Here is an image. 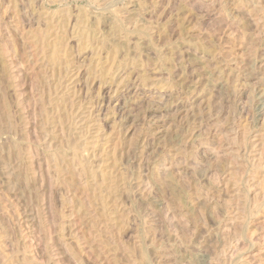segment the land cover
Masks as SVG:
<instances>
[{
	"label": "rangeland",
	"instance_id": "1",
	"mask_svg": "<svg viewBox=\"0 0 264 264\" xmlns=\"http://www.w3.org/2000/svg\"><path fill=\"white\" fill-rule=\"evenodd\" d=\"M0 264H264V0H0Z\"/></svg>",
	"mask_w": 264,
	"mask_h": 264
},
{
	"label": "bare ground",
	"instance_id": "2",
	"mask_svg": "<svg viewBox=\"0 0 264 264\" xmlns=\"http://www.w3.org/2000/svg\"><path fill=\"white\" fill-rule=\"evenodd\" d=\"M49 17H50V16H49ZM51 19H52V18H48V17H47V21H46L47 24L45 23L46 25H45V27H44L43 32H38V33L36 32V34H39V35H38L39 38L41 37V36H40L41 34H43V37H44V34H52L53 32H54V34H57V32L55 33L56 30H62V28H64V26H66V25H64V24H62V23H61V24H58V25H56V24L54 25V24L52 23V22H53V21H52L53 19H52V20H51ZM66 20H67V19H66ZM62 21H63V20H62ZM64 21H65V20H64ZM58 22H59V21H58ZM58 22H57V23H58ZM60 22H61V21H60ZM60 22H59V23H60ZM63 23H64V22H63ZM41 28H42V27H41ZM36 29H37V28H36ZM64 29H65V28H64ZM35 31H36V30H35ZM37 31H38V29H37ZM39 31H40V29H39ZM41 31H42V29H41ZM59 33H60V32H59ZM61 33H62V32H61ZM64 33H65V32H64ZM31 34H33V33H31ZM36 34H35V36H36ZM33 36H34V35H33ZM35 36H34V37H35ZM38 36H36V37L38 38ZM49 36H50V35H49ZM45 37H47V36L45 35ZM55 37H56V36H55ZM59 37H61V36H59ZM37 38H36V40H38ZM47 38H48V37H47ZM47 38H46V39H47ZM31 39H33V38H31ZM40 39H41V38H40ZM44 39H45V38H44ZM46 39H45V40H46ZM48 39H50V38H48ZM52 39H53V38H52ZM56 39H57V38H56ZM60 39H61V38H60ZM60 39H58V40L60 41ZM58 40H57V42H58ZM46 41H47V40H46ZM41 42H42V40H41ZM36 43H37V42H36ZM59 43H60V42H59ZM40 44H41V43H40ZM42 44H43V42H42ZM42 44H41V45H42ZM49 44H50V43H49ZM37 45L39 46V44H37ZM44 45H45V44H43V46H44ZM62 46H63V45H62ZM35 47H36V46H35ZM31 48H32V46H31ZM45 48H46V47H44V49H45ZM48 48H49V47H48ZM52 48H53V47H52ZM38 49H40V48H38ZM40 50H42V48H41ZM43 51H44V50H43ZM33 52L36 53V51H33ZM38 52H39V51H38ZM55 52H56V51H55ZM55 52H54V53H55ZM63 52H64V51H63ZM54 53H53L52 56L55 55V57H56V53H57V52H56L55 54H54ZM38 54H39V53H38ZM38 54H37V55H34V56H39V55H41V54H39V55H38ZM51 54H52V53H51ZM45 55H46V54H45ZM57 56H58V55H57ZM39 57H40V56H39ZM46 57H47V55H46ZM50 57H51V55H50ZM50 57L48 56V58H50ZM48 58H47V59H48ZM47 59H46V60H47ZM51 59H52V58H51ZM51 59H50V60H51ZM53 59H56V58L53 57ZM48 60H49V59H48ZM52 61H54V60H52ZM48 62H49V61H48ZM53 63H54V62H53ZM91 70H92V68H91ZM92 71H93V70H92ZM100 74H101V73H100ZM256 92H257V91H256ZM257 93H258V92H257ZM259 94H260V93H259ZM256 95H257V94H256ZM256 95H254V96H256ZM260 95H261V94H260ZM257 96H258V95H257ZM62 97H63V96H62ZM254 98H255V97H254ZM256 98H257V97H256ZM259 98H260V97H259ZM262 100H263V98H262ZM254 101H256V99H254ZM254 101H253V102H254ZM256 102H259V101H256ZM256 102H255V103H256ZM53 103H55V101H54ZM259 103H260V102H259ZM256 104H257V103H256ZM192 131H193V130H192ZM191 136H192V135H191ZM192 138H193V137H191V139H192ZM188 139H189V138H188ZM96 142H97V141H96ZM103 157H104V156H103ZM108 159H109V158H108ZM109 161H110V160H109ZM104 162H105V161H104ZM106 162H107V161H106ZM67 170H68V169H67ZM60 171H61V170H60ZM80 172H81V171H80ZM80 172H79V173H80ZM92 172H93V171H92ZM99 172H100V171H99ZM103 172H104V171H103ZM61 173H62V172H60V174H61ZM88 173H89V172H88ZM104 173H105V172H104ZM58 174H59V173H58ZM60 174H59V175H60ZM62 174H63V173H62ZM82 174H83V173H82ZM60 176H61V175H60ZM89 176L92 177L93 174H92V175L90 174ZM108 178H109V177H108ZM85 179H86V178H85ZM93 179H94V178H93ZM101 180H102V178H101ZM108 180H111V179L109 178ZM96 181H97V180H96ZM94 182H95V181H94ZM99 182H100V181H99ZM106 182H107V181H106ZM84 183H85V182H84ZM110 183H111V181H110ZM113 183H114V182L112 181V184H113ZM102 184H103V182H102ZM108 184H109V181H108ZM91 185H92V184H91ZM114 185H115V184H114ZM95 186H96V184H95ZM110 186H111V185H108L109 188H111ZM98 187H99V186H98ZM115 187H116V186H115ZM85 188H87V185H86ZM96 188H97V187H96ZM100 188H101V187H100ZM112 189H113V192H114V190H115L114 187H112ZM112 189H110V190H112ZM106 192H107V190H106ZM99 194H100V193H99ZM99 194H98V195H99ZM101 197H102V196H101ZM237 197H238V196H237ZM102 198H103V197H102ZM105 201H106V200H105ZM106 214H107V212H106ZM108 216H109V215H108ZM110 217H111V216H110ZM106 218H107V217H106ZM105 220H106V219H105ZM105 220H104V221H105ZM217 226H218V225H217Z\"/></svg>",
	"mask_w": 264,
	"mask_h": 264
}]
</instances>
